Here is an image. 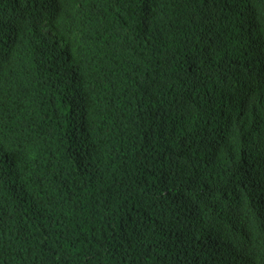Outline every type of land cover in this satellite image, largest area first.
I'll use <instances>...</instances> for the list:
<instances>
[{
    "label": "trees",
    "instance_id": "1",
    "mask_svg": "<svg viewBox=\"0 0 264 264\" xmlns=\"http://www.w3.org/2000/svg\"><path fill=\"white\" fill-rule=\"evenodd\" d=\"M0 264H264V0H0Z\"/></svg>",
    "mask_w": 264,
    "mask_h": 264
},
{
    "label": "rangeland",
    "instance_id": "2",
    "mask_svg": "<svg viewBox=\"0 0 264 264\" xmlns=\"http://www.w3.org/2000/svg\"><path fill=\"white\" fill-rule=\"evenodd\" d=\"M45 32H46L47 35H49V36L53 39L54 42L57 43V45L59 46L60 49L63 48L62 45H60V44L58 43V41L56 40V38L54 37L53 33H51L49 30H46Z\"/></svg>",
    "mask_w": 264,
    "mask_h": 264
},
{
    "label": "clouds",
    "instance_id": "3",
    "mask_svg": "<svg viewBox=\"0 0 264 264\" xmlns=\"http://www.w3.org/2000/svg\"><path fill=\"white\" fill-rule=\"evenodd\" d=\"M46 31V30H45ZM52 33V32H51ZM49 36V35H48Z\"/></svg>",
    "mask_w": 264,
    "mask_h": 264
}]
</instances>
